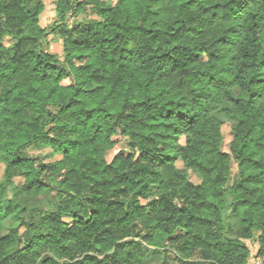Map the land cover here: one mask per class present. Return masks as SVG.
<instances>
[{"label":"trees","instance_id":"obj_1","mask_svg":"<svg viewBox=\"0 0 264 264\" xmlns=\"http://www.w3.org/2000/svg\"><path fill=\"white\" fill-rule=\"evenodd\" d=\"M44 9L0 0V264L264 255V0H58L49 29ZM10 188L56 203L27 219Z\"/></svg>","mask_w":264,"mask_h":264},{"label":"rangeland","instance_id":"obj_2","mask_svg":"<svg viewBox=\"0 0 264 264\" xmlns=\"http://www.w3.org/2000/svg\"><path fill=\"white\" fill-rule=\"evenodd\" d=\"M91 1H102V0H91ZM103 1H109L112 4L116 3V0H103ZM42 2L45 5V9L43 14L40 17L41 25L44 28H51L54 23L57 21V14H56V5L58 0H42ZM48 41L50 42V50L51 52L54 53H62V42L59 40L57 36L51 35L48 38ZM9 40L5 42L6 45H9ZM235 96L238 100L243 99V94L239 90H235ZM227 108H233V104H224L223 109ZM217 116L221 120H225L226 117L222 113V111L217 113ZM223 136H224V145H223V150L228 152L229 151V146L231 141L233 140V133H232V127L230 122H226L222 128ZM121 150L128 151V147L126 144V141L122 139L121 137L117 138V144L114 150L111 153V156ZM111 158V157H110ZM234 170H235V166ZM4 166L0 164V180L2 178ZM191 179L194 182H198V179L194 174H191ZM7 200H14L15 202L19 203L23 208H24V213L22 214L25 218H29V212L37 207H40L44 205L46 202H54L56 203V194L52 191L44 193L42 196L33 198V197H28L25 194H23L21 191H14L13 189H9L7 191L6 195ZM11 222L6 221L4 223V227L8 228L10 226ZM5 235L4 232H0V237ZM248 245L251 249V259H250V264H258L260 259H264V255H257L259 251V246L255 242H248ZM144 264H162V255L154 251L152 248L146 253V258L144 261ZM171 264H180L178 262H172Z\"/></svg>","mask_w":264,"mask_h":264},{"label":"built area","instance_id":"obj_3","mask_svg":"<svg viewBox=\"0 0 264 264\" xmlns=\"http://www.w3.org/2000/svg\"><path fill=\"white\" fill-rule=\"evenodd\" d=\"M258 264H264V259H260Z\"/></svg>","mask_w":264,"mask_h":264}]
</instances>
